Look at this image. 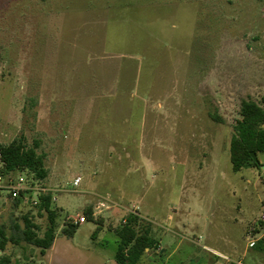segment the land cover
<instances>
[{
	"label": "rangeland",
	"instance_id": "374dc122",
	"mask_svg": "<svg viewBox=\"0 0 264 264\" xmlns=\"http://www.w3.org/2000/svg\"><path fill=\"white\" fill-rule=\"evenodd\" d=\"M263 97L264 0H0V145L39 144L57 217L45 256L24 241L5 254L118 264L133 210L150 235L139 264L224 263L204 246L264 264L247 235L263 226L264 152L240 172L230 154L242 102ZM24 216L43 237L47 214L0 192L6 237Z\"/></svg>",
	"mask_w": 264,
	"mask_h": 264
},
{
	"label": "trees",
	"instance_id": "16d2710c",
	"mask_svg": "<svg viewBox=\"0 0 264 264\" xmlns=\"http://www.w3.org/2000/svg\"><path fill=\"white\" fill-rule=\"evenodd\" d=\"M39 144L28 147L22 140L13 141L8 145H0V174L26 173L32 183L42 182L48 175L45 156L38 152ZM264 152V97L260 100L247 99L241 104L240 119L235 125V132L230 144L231 162L234 172H240L247 167H261L260 161H255L252 153ZM259 160V158H258ZM16 204H22L20 200ZM53 195L47 193L40 196L37 207L38 214H47L50 226L43 237L38 235L39 227L30 216H24L25 225L20 237H6V232L0 229V264H14L10 255L5 254L9 242L19 244L26 242L40 249L45 256L52 248L57 238L56 213L52 209ZM88 218H94L93 211L89 210ZM78 226L70 225L64 229V234L71 237ZM120 239L116 253L118 264H139L150 248L148 229L143 230L140 217L130 215L124 226L118 230Z\"/></svg>",
	"mask_w": 264,
	"mask_h": 264
},
{
	"label": "built area",
	"instance_id": "2783aa9c",
	"mask_svg": "<svg viewBox=\"0 0 264 264\" xmlns=\"http://www.w3.org/2000/svg\"><path fill=\"white\" fill-rule=\"evenodd\" d=\"M82 182V177H76L72 183V187L74 190H77L80 187V184ZM9 192L10 197L17 201L20 200L22 205H27L28 203L32 207H37L40 202V196L52 193L53 195V201H56V191L53 189H49L41 184V182H37L32 184L25 176L22 174H16V173H9L6 175L0 174V192ZM130 215L138 216L136 211L128 210ZM87 222L86 217H79L78 219H71V224L74 226H80L81 224H84ZM260 222L263 224V226H256L250 229L248 232V242H249V248H256L258 247L259 243L264 239L263 237H258L261 235V232L264 231V214L262 215ZM123 223H126V220H123ZM204 249L212 254H214L219 259L227 262V263H235V264H243L242 261L234 262L232 259L224 255L223 253H220L218 251H215L207 246H204Z\"/></svg>",
	"mask_w": 264,
	"mask_h": 264
},
{
	"label": "crops",
	"instance_id": "0c3cea01",
	"mask_svg": "<svg viewBox=\"0 0 264 264\" xmlns=\"http://www.w3.org/2000/svg\"><path fill=\"white\" fill-rule=\"evenodd\" d=\"M54 190V189H53ZM105 204L103 203V202H98V203H96V208L99 210V212L101 211V208H102V206H104ZM98 212V213H99ZM93 213H94V216H96V215H98L96 212H94L93 211ZM261 235H262V233H261ZM264 240V239H263ZM263 240L261 241V242H263ZM260 242V243H261ZM259 243V244H260ZM207 247H209V246H207ZM209 248H211V249H213V250H215V251H218V250H216V249H214V248H212V247H209ZM208 252V251H207ZM218 252H220V253H223V252H221V251H218ZM210 253V252H209ZM212 254V253H211ZM224 255H227V254H225V253H223ZM212 256H214L216 259H218L219 260V258L218 257H216L214 254H212ZM232 259V261H234V262H238V261H241V260H234L233 258H231ZM223 264H235V263H227V262H225L224 261V263Z\"/></svg>",
	"mask_w": 264,
	"mask_h": 264
},
{
	"label": "water",
	"instance_id": "95a60500",
	"mask_svg": "<svg viewBox=\"0 0 264 264\" xmlns=\"http://www.w3.org/2000/svg\"><path fill=\"white\" fill-rule=\"evenodd\" d=\"M252 157H253V159H254L255 161H259V160H258V156H257L256 153L253 152V153H252Z\"/></svg>",
	"mask_w": 264,
	"mask_h": 264
}]
</instances>
